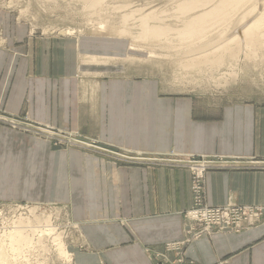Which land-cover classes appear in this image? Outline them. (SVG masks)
I'll list each match as a JSON object with an SVG mask.
<instances>
[{
  "label": "crops",
  "instance_id": "0c3cea01",
  "mask_svg": "<svg viewBox=\"0 0 264 264\" xmlns=\"http://www.w3.org/2000/svg\"><path fill=\"white\" fill-rule=\"evenodd\" d=\"M1 19L0 114L72 129L104 149L53 151L0 123V200L68 206L85 244L75 264H264V223L191 240L190 172L140 160L224 159L206 175V203L263 207L264 170L252 165L264 164V101L160 98L157 82L89 57L125 54L118 40L28 38Z\"/></svg>",
  "mask_w": 264,
  "mask_h": 264
},
{
  "label": "rangeland",
  "instance_id": "374dc122",
  "mask_svg": "<svg viewBox=\"0 0 264 264\" xmlns=\"http://www.w3.org/2000/svg\"><path fill=\"white\" fill-rule=\"evenodd\" d=\"M94 2L95 0H0V20L4 18V27L8 30L17 33L23 31L28 34V38L38 37L64 40L67 38L99 37L118 40V42H122L127 46V49L124 51L125 54H123L124 52L122 53L123 55L112 53L93 56L91 54L89 57H97L99 61L109 65H122V70L126 66L127 75L131 80L148 83H151V81L157 82L160 98L224 100V102H228V100L264 101V24L262 23L259 26L261 33L256 28L257 42H246V44L242 43V45L232 46L233 49L227 51L226 54H224L223 49L226 44H231L232 39L222 42L223 39L221 37L223 32L229 29L231 31L228 32L229 34L226 35V38L230 37L233 31H235L232 29L235 28L236 23L240 22L242 17H249L252 13L250 12L251 10H254L253 17L257 16L261 8L264 7V0H246V3H242L240 6H234L232 8L234 15L218 23L213 22L209 25L210 28L207 30L206 35L203 34L198 39L191 40V42H184L177 35H172V39L176 40L171 41L173 49L170 50H166L162 40L160 43H156L158 45L155 43L149 44L148 41L147 44V42L140 43L134 40V37L138 36L141 31L139 29L140 14L138 12L140 10L143 14L153 10L162 12L166 7V17L175 15L174 19L168 18L170 25L166 23L167 26L174 29L183 27L182 22L184 19L178 17L181 16L180 13L174 12L170 1L130 0L128 1L130 3L126 5L127 1L105 0L101 7L94 5ZM252 2H255V4L253 5ZM90 6H94L93 9ZM98 12H103L102 16L104 17L101 15L95 16ZM126 14L134 15L127 22L122 23L121 18ZM253 17H249L248 21L252 22L254 20ZM261 18L262 13L257 17V21ZM153 23L155 24L156 22ZM123 27L128 28L131 34L134 35H128L129 38L121 36L117 31L115 32V30ZM236 27L238 28L234 32L235 38L243 39L240 35H242L243 28L246 26L237 24ZM1 38L2 36L0 35V44H2ZM260 42L263 43V47L260 46ZM174 43L176 46H174ZM152 44L154 45L152 46ZM189 47L195 48L190 50L208 47L205 49L208 50L207 52L221 53L215 57L222 56V58L219 61L216 59L218 62L216 64L202 63L200 55H182L183 49ZM151 51L152 53H150ZM80 57L83 59L86 55H81ZM192 61H195V63H192ZM190 64L191 66L187 67ZM119 75L118 72L112 74L111 77H119ZM3 116L0 114V123L7 125L22 135H26L28 138L32 137L40 142H46L53 151L76 149L90 153L89 151L98 150L96 148L101 147L95 139L73 132L72 129L63 130L49 125L38 124L26 119V117L22 120L21 118H15L16 122L13 125L11 122L5 121ZM18 122H20L19 125ZM31 126L40 129L37 131V129ZM101 149L104 148L101 147ZM101 152L104 153V151ZM102 153L99 154L102 156ZM104 154L109 153L105 152ZM112 155L116 156L117 159L123 158L122 160H126L128 163L137 162L135 160H138L135 159L136 157H130L124 152H112ZM10 156L13 155L11 154ZM143 157H140V160L145 162V164H154L156 162L187 169L191 175L192 194L193 179L190 169L193 164L203 165L205 162H210L208 164L211 167L207 165L208 168L204 173V177L206 178L209 171L224 169L219 168L220 164H226L227 167L228 163L221 158L200 156L175 158L174 154H170V159L159 157L160 160H165V162H160L159 158L151 161L150 159L153 158H150V156ZM252 167L264 170L263 163L252 165ZM230 204L233 203L227 205ZM206 205L211 207L207 203ZM233 205L254 210L262 209L264 213V206ZM19 220L30 222L24 225L27 231L30 228L34 230L37 228V230L35 232L26 231L24 233L32 240V243L28 246H23L24 244H22L21 251H15V249L10 247V241H5L3 251L6 254L7 264H75L74 248L85 249L79 226L72 219L68 206L38 201L28 202L23 199L11 200L6 198L0 200V238L7 239V236L14 232L13 230L20 227ZM252 221L249 217H246L242 220L240 228L238 226H230L227 229L215 226L210 231H205L202 227L194 225L196 232H202L203 234L194 238L192 226L190 227V239L196 240L201 236H210L215 232H241L242 230L264 223V215ZM47 226L51 228L52 233L48 232ZM58 242H62L69 258L59 256Z\"/></svg>",
  "mask_w": 264,
  "mask_h": 264
},
{
  "label": "bare ground",
  "instance_id": "6f19581e",
  "mask_svg": "<svg viewBox=\"0 0 264 264\" xmlns=\"http://www.w3.org/2000/svg\"><path fill=\"white\" fill-rule=\"evenodd\" d=\"M104 1L105 0H95V2L93 4L101 7V5L103 4ZM115 1H127L126 5L130 3V2H128L130 0H115ZM164 1H167V2L170 1L172 3V8L174 9V12L176 11V13L177 12L180 13L181 16H178V17L184 19L182 22L183 27H181L179 29H174L173 27L167 26L166 23H169L168 18L174 19L175 15L166 17L165 16V14L167 13L165 11L166 7L164 9L165 12L164 11L157 12V11L153 10V11H149L148 13L143 14V13H141L142 11L140 10L138 12L140 14L139 15V20H140L139 29L141 31H140L138 36L134 37V40L136 42L146 43L148 41L149 44L150 43L156 44V43H160V41L162 40L163 45L165 46L166 50L173 49V43L171 41L172 40L174 41L176 39H172V35H177L184 42H191V40H196L200 36H202L203 34H205V35L207 34V30L210 28L209 25L212 24L213 22L218 23L219 21H223L224 19H227L228 17L234 15L232 12L233 11L232 8L234 6H236V5L240 6V4L246 3L245 2L246 0H164ZM252 4L254 5L255 2H252ZM210 6H213V7L208 8ZM90 7H92V9H93L94 6H90ZM174 7H176V8H174ZM253 11L254 10L250 11L252 13L249 17L254 16ZM102 13L103 12H98L95 14V16H98V15L102 16ZM261 13H262V18L259 21H257V17H259L261 15ZM133 15H128V14L124 15L123 18H121V22L122 23L127 22L131 18V16H133ZM190 15H192V16L189 18ZM102 17H104V16H102ZM249 17H242L241 21L236 23V25L242 24L243 26L244 25L246 26L243 28L244 30L242 31V35H240L243 37V39L238 38V37L235 38V36H234L235 35L234 32L237 30V28L239 26L236 27V25H235V28L232 29L235 31H233V33L228 38H226L227 37L226 35H228L229 34L228 32H230L231 30L229 29V30H226L225 32H223V34L221 35V37L223 39L222 42H225L226 40L232 39L231 44L225 45V47L223 49L224 54H226L227 51L233 49L232 46L242 45V43L246 44V42H252V43L257 42L258 37H256V28L259 31L260 30L259 26L262 23L264 24V7L261 8V10L257 16L253 17L254 20L252 22L248 21ZM103 19L105 20V18H103ZM151 21L156 22V23L155 24L153 22L151 23ZM106 22H108V21H106ZM169 25H170V23H169ZM100 29H102V27H100ZM112 30H114V29H112ZM109 31H111V30L109 29ZM116 31L121 36L129 37L128 35H131V36L134 35V34L132 35L131 31H129V29L126 27L115 30V32ZM260 33H261V30H260ZM148 42H147V44H148ZM153 45L154 44H152V46ZM156 45H158V44H156ZM164 46H163V48H164ZM174 46H176L175 43H174ZM260 46L263 47V43L260 42ZM207 48L208 47H204V48H200V49H196V50H190V49H195V48L189 47V48L183 49L182 55L183 56H191L192 54L200 55L202 63H207V64L218 63L217 61H219L220 58H222V56H217V57H215V56L220 55L221 53L207 52L208 50H205ZM150 53H152V51ZM201 54H203V55H201ZM150 55H153V54H150ZM216 59H217V61H216ZM192 63H195V61H192ZM190 66H191V64L188 65L187 67H190ZM18 223H19V225H21L20 226L21 228L17 227V229L13 230L14 232L10 233L7 236V239L0 238V264H7L6 254L3 251V246L5 245L6 240L10 241V247L12 249H15V251H21V245L22 244H24L23 246H28L32 243V240L24 234L27 231V228L25 229L24 225H26V223L29 224L30 222L19 220ZM29 226H31V225H29ZM36 230H37V228H36ZM36 230L30 228L28 231L35 232ZM47 230H48V232L52 233L50 227H48ZM39 241H40V239H39ZM15 244H16V246H14ZM57 248H58L59 256H61L62 258H69L65 247H63V245H62V242L57 243Z\"/></svg>",
  "mask_w": 264,
  "mask_h": 264
},
{
  "label": "built area",
  "instance_id": "2783aa9c",
  "mask_svg": "<svg viewBox=\"0 0 264 264\" xmlns=\"http://www.w3.org/2000/svg\"><path fill=\"white\" fill-rule=\"evenodd\" d=\"M5 118V117H4ZM14 125L16 122L15 119H7L5 121ZM20 122H18L19 125ZM34 129H37L35 126H31ZM32 129V128H30ZM205 161V160H204ZM210 162H205L203 165L191 166V174L193 179V199L194 204L191 210L186 214V218L190 223V226L193 229V237H198L202 232H196L194 225L202 227L205 231H210L212 227L221 226L222 228H229L230 226L239 228L242 225V220L246 217H249L250 220H255L261 218L264 213L262 209H251V208H240L236 205L230 204L225 207H208L205 203V189H204V173L208 168L207 165ZM211 167V166H210ZM226 164H220L219 168H225ZM252 221V222H253ZM191 234V230L189 232ZM173 249H177V246H173Z\"/></svg>",
  "mask_w": 264,
  "mask_h": 264
}]
</instances>
